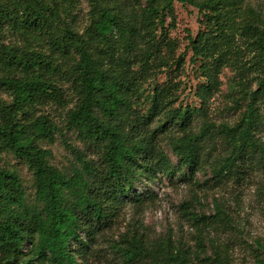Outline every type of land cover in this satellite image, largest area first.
Masks as SVG:
<instances>
[{"label": "trees", "instance_id": "1", "mask_svg": "<svg viewBox=\"0 0 264 264\" xmlns=\"http://www.w3.org/2000/svg\"><path fill=\"white\" fill-rule=\"evenodd\" d=\"M174 1L146 0L129 12L92 0L91 23L82 33L60 0L0 2V33L11 30L47 46L46 52L31 44H0V90L11 97L10 102L0 97V152L26 163L35 189L30 203L20 175L0 166V264H83L78 250L100 242L109 243L125 264H192L191 252L179 240H151L142 226L132 225L118 240L108 237L128 206L141 209L153 199V194L137 195L136 182L173 178L183 169L180 177L193 180L207 165L220 180L264 165V70L255 76L253 89L247 80L253 65L243 60L247 50L264 56L262 12L242 9V0H178L204 14L209 30L190 43L191 61H205L201 70L207 83L196 91L200 107H174L175 86H156L146 96L143 89L172 67L162 47L171 42L164 18L173 15ZM174 63L182 65L180 58ZM224 67L236 68L239 79L233 105L241 112L233 124H217L210 115ZM60 73L73 80L78 96L65 126L84 147L62 136L74 158L71 172L50 163L51 151L41 143L54 144L56 134L63 133L48 114L37 113L44 105H66ZM146 101L141 113L139 105ZM163 139L177 156L178 169L162 148ZM218 139L226 153L214 157ZM189 214L196 226L207 219ZM215 218L235 227L219 204ZM197 244L204 248V238ZM221 246L214 243V257L205 260L228 264ZM256 247L264 254V243L257 241Z\"/></svg>", "mask_w": 264, "mask_h": 264}, {"label": "rangeland", "instance_id": "2", "mask_svg": "<svg viewBox=\"0 0 264 264\" xmlns=\"http://www.w3.org/2000/svg\"><path fill=\"white\" fill-rule=\"evenodd\" d=\"M11 0H0L8 2ZM64 6L70 8L71 20L74 27L84 32L91 23L92 0H60ZM112 6H119L124 10L133 12L138 4H145L146 0H107ZM242 9L251 6L261 11L264 16V0H242ZM164 34L171 40L164 43L162 53L169 58L170 69H164L157 75L146 81L143 85L144 94H150L156 86L171 84L176 88L177 101L174 107L199 108L200 101L197 98V88L207 83L201 67L205 62L199 58L191 61L193 56L190 47L191 41H195L198 35L209 30L208 21L204 14L191 5L183 4L176 0L173 3V15L165 16ZM238 21L240 19H237ZM161 32H159L160 34ZM239 42H245L237 31ZM166 42V41H165ZM13 44L27 46L29 44L47 50L42 39L34 40L25 35L14 34L11 30L0 33V44ZM167 44V45H166ZM243 44V43H241ZM47 52V51H46ZM181 59L178 67L174 60ZM252 66L247 75L248 84L253 89L257 88L255 76L262 74L264 70V56L256 51H248L243 58ZM64 62V60L62 61ZM67 61L63 64L64 70L68 68ZM138 67H135L137 69ZM61 88L65 93L66 105L64 107L48 104L38 108V114H48L61 133L56 134L54 144L43 142L41 146L51 151L50 163L64 172H71L74 158L71 151L64 145L62 136L73 145L83 149L76 135L66 129V117L69 110L78 103L73 80L63 74L57 77ZM220 87L210 102V115L217 123L233 124L241 112V108L233 105L238 80L237 69L224 67L219 76ZM0 97L11 101V97L0 90ZM145 98H143L144 100ZM135 105L136 107L138 106ZM149 106V101L139 105L140 112L144 113ZM264 139V128L261 130ZM222 139L217 140L218 150L214 157L226 153ZM161 146L168 154L172 167L178 169L179 160L172 151L167 139L161 141ZM90 154V153H89ZM97 160V156H93ZM0 166L16 171L25 186L27 198L34 202V178L26 163L10 153L0 152ZM241 175H233L224 179H216L209 165L196 173L193 180L180 177L183 169L177 172L173 178L158 176L153 181L142 179L135 184L137 195L153 194V199L146 202L141 209L128 206L117 221L116 226L109 232L112 240L124 234L132 225L145 230L151 240H158L171 236L191 252L192 264H210L206 257H214V243L221 244V251H226L224 257L228 264H263L262 249L256 247V242L264 243V165L255 169H244ZM188 178V177H187ZM216 204L223 207L231 217L235 227L214 222L216 221ZM204 216L207 219L196 226L189 213ZM204 238V248L198 246L197 241ZM26 248H30L28 245ZM77 259L83 264H125L120 254L109 247V243L100 242L96 248L89 250L79 249Z\"/></svg>", "mask_w": 264, "mask_h": 264}]
</instances>
